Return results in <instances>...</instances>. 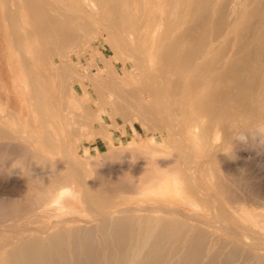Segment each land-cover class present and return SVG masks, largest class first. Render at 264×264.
I'll list each match as a JSON object with an SVG mask.
<instances>
[{
  "label": "bare ground",
  "instance_id": "bare-ground-1",
  "mask_svg": "<svg viewBox=\"0 0 264 264\" xmlns=\"http://www.w3.org/2000/svg\"><path fill=\"white\" fill-rule=\"evenodd\" d=\"M155 6L163 9L161 14L155 12ZM0 34H5L6 54H8L6 61L9 63L15 62L17 70L20 71L17 77L13 73L12 67L9 68L11 70L12 85L22 91L24 95L23 102L28 109V112L22 117L18 110L10 108L5 100H0V151L14 148L15 155H11L12 158L18 160L22 157V161H25V157H36L37 159L41 157L43 153L40 152V145L42 144L45 145L46 143L47 148L52 152L54 151V153L55 149H58L59 152L55 153L56 156H61L66 160L64 165L63 162L58 165L64 167L65 171L56 182L50 180L48 185L42 186L39 194L35 193L36 203L41 205L44 211L65 208L66 213L73 212L75 214L84 209L91 215V218H86L87 220L79 217V214L66 217L57 215L54 220L45 222V224L43 222V224L35 227H33V224L32 227L24 224L23 226L26 227L22 226V229L17 230L18 233L13 231L12 235L11 233L8 234L7 237L12 236V238L2 240L3 242L0 241V246L3 248L10 244L8 250L5 251L6 254L0 256V264L218 263L212 255L209 243L205 245L204 235L201 232H196L192 225L194 222L191 223V221H198L201 218L197 215V212L185 213L175 206L165 204V201H182L192 204L204 202L214 214V221L208 222L206 218L204 219L206 223L234 237L233 239L242 248L250 246L264 255V241H259L260 238L253 237L249 231V226H234L236 224L229 223L227 218L223 217L220 212L221 215H219L218 207L220 203L212 197L207 187L199 185V181L197 183L195 172L198 169L195 172L189 171L187 178H189L190 183L185 180L184 174L186 171L183 166L187 164L182 163V159L189 164L192 153L188 141L181 136L178 137L181 133L176 134L179 150L176 149V153L173 154L176 157L174 158L175 161L179 162L176 166H173L175 169L168 171L169 169L165 168L164 165L146 167L138 178L137 184L131 188L127 187L129 189L126 190L133 196H141L145 199L160 202L152 208H143L141 205L135 207L136 209L146 210L148 213L155 212L157 215L153 216L151 213L147 215L144 212L146 215L143 216L144 214L140 213L141 216H135L138 218L137 220L134 218V223L130 217H127L128 215L125 216V212L124 216L113 218L118 212L128 211V213H131L129 210H132V207L107 210L103 209V202L98 203V205L94 204L93 200L95 201L96 197L92 198V192L95 186L89 180L95 170L98 172L99 169H93V164L97 165L99 161L93 162V155L87 147L75 148V145H78L82 138L87 140L86 130L79 131L76 129L77 133H74L76 130L74 132L70 130L69 133L74 134H72V138L67 136L69 125L77 116L74 117V114L78 113L75 103L81 100H89V92L85 89L86 84L92 85L90 92L92 94L103 95L109 93V97L118 103L123 100L126 103L132 100L128 103L135 111L143 106V102L140 103L141 100H139L140 102L135 101L136 95H138L137 85L139 83L147 84L150 81L155 88L156 96L159 98V100L156 99L161 103V108L158 111L165 112L167 109H171L166 107V103H163L166 102L165 96L167 94L171 96L179 94V91L191 96L190 110L193 115L194 113L196 115V112L200 109L202 111L206 110V112H203L206 118H202L200 121L202 127L200 128L198 121V123H193L190 129L192 143L198 151H203L208 142L212 146L215 145V147L218 145L220 149H227L234 144L235 157H233L236 158V162L240 166L250 163L251 172L264 179V0H0ZM74 34H93L87 39L90 41L93 39L100 41V35L105 36L106 45L111 48L112 56L118 60L117 64L109 65L106 63L102 68L78 66L77 61H72L68 54L71 50L62 47L64 39L68 41L69 38L71 39V35ZM73 38V40H76L77 37L74 36ZM82 40L86 42L85 39ZM75 42L74 45L80 44L77 41ZM68 44L67 46H69ZM100 56L103 58V55ZM61 59L62 61H60ZM40 64L43 65L42 68L39 67ZM130 64L134 65V69H128ZM121 69L130 72V74L128 76L126 74L121 75ZM74 82L79 83V92L74 87ZM129 82L132 83L133 87L126 90L125 86ZM224 86L226 87L225 90ZM210 87L219 88V94L214 95ZM194 88H199V91L204 90V92L195 95L193 93ZM2 91L6 92V89ZM83 91L86 93V98L79 94ZM127 97L129 100L125 99ZM147 97L150 98V96ZM170 98L169 96L168 99ZM96 99L98 98L96 97ZM213 100L216 101L218 106L216 111L209 112L208 105ZM85 104L83 103V105ZM124 105L126 104L124 103ZM181 105H177L176 109ZM201 105L202 108H200ZM120 107L122 106L120 105ZM86 109L89 110V107ZM88 110L86 111L87 115L88 113L91 114ZM148 110L149 108H147ZM129 111H131V108ZM183 111L185 113L187 110ZM152 113H150L151 116L148 114L150 119L153 117ZM165 114L167 113L165 112ZM229 116L232 120L224 123V118ZM211 117L221 119L220 128L212 135L205 130L209 127ZM143 119L146 121L145 118ZM143 119L141 118V120ZM236 119L241 120V127L251 128L250 134L252 137L254 136V141L251 142L250 147L245 143V137L248 138L246 134L249 131L245 134L243 129H233L232 123ZM93 121L95 122V120ZM74 125L77 127V124ZM102 125L104 124L102 123ZM179 125H181V122ZM49 126H52V129ZM153 128H156V126ZM69 139L73 144L72 149L66 146ZM140 139L142 140V138ZM174 139L173 141H175ZM249 140L252 139L249 138ZM151 145V142H146L145 146L149 147ZM162 146L165 147L166 145ZM81 149L88 153L81 154ZM148 151L152 152L151 150ZM225 153L228 155V152ZM136 154L138 155L137 152ZM1 155L3 156L0 153ZM8 155L10 156V154ZM216 155L218 156L213 152V157H216ZM170 156L173 155L170 154ZM47 157L46 155L45 158ZM121 158L125 159L122 156ZM26 162H22L15 167L16 169L13 168L14 163L6 168L0 166L1 216L8 212V208L12 204H15L17 201L15 196H19L26 190L28 191L30 186L26 181L29 175L31 176L34 173L43 176V174H48V171L52 173L54 170V164L47 163L50 169L46 171V168H44V172L41 168L36 169L34 167L36 165L32 166L31 163ZM42 162L47 165L44 160ZM110 163H107V161L101 162L102 169L98 172L100 176L104 174L105 169L107 172L112 173L123 168L120 166L113 167ZM192 165L194 164L192 163ZM150 167L156 168L153 170ZM127 168L138 169L139 167L131 165ZM190 168H192L191 165ZM33 176L35 177V175ZM212 177L214 176L212 175ZM252 177L251 175L250 178ZM95 178L98 179L96 176ZM199 179L201 180V178ZM208 180L211 182L210 178ZM97 184L102 186L103 182ZM251 188L253 190L248 188L249 191H254L253 186ZM243 190L247 191L246 189ZM103 192H106V186H104ZM253 194H255V191ZM263 195L264 193H260L258 199L264 206ZM254 197L257 199V195ZM63 201H66L68 206L62 207L64 206L62 205ZM142 203L145 205L144 202ZM234 203L232 204L234 205ZM30 207L33 208L34 206ZM23 210L21 209L20 212ZM240 211V220L250 218L247 217L249 211L243 208ZM10 215L8 216L10 217ZM16 221L14 222L16 223ZM188 221H190L189 226L186 225ZM81 222L85 224H81ZM195 224L198 225V223ZM253 224L255 225V223ZM15 225L17 226V224ZM251 227L253 228V226ZM4 236L6 235L4 234ZM4 236L1 235L0 237ZM256 257L253 258L256 259ZM262 258L264 259V257Z\"/></svg>",
  "mask_w": 264,
  "mask_h": 264
},
{
  "label": "rangeland",
  "instance_id": "rangeland-1",
  "mask_svg": "<svg viewBox=\"0 0 264 264\" xmlns=\"http://www.w3.org/2000/svg\"><path fill=\"white\" fill-rule=\"evenodd\" d=\"M155 8H156L155 12H157L158 14L162 13L163 9L161 7L159 8V6L158 7L155 6ZM89 35H92V34H89ZM88 41L89 40H86L87 43H88ZM5 42H6L5 41V34H0V90H1V92H0V100L1 101L5 100L7 102V105L10 108H12L14 110H18L20 112L21 116L24 117L25 113L28 112V109L25 107V104L23 102V98H24L23 96L24 95H23L22 91L16 89V87H14L12 85V79H11V76H10L11 70L9 68L12 67L13 73H15L17 75V77L19 76L18 74L20 73V71L17 70V65H16L15 62H10L9 63V62L6 61V57L8 56V54H6V46H5L6 43ZM94 44H95V46L97 45L96 46L97 49L99 47H102L103 45H106V37L103 36V35H100V41L95 40ZM110 53L113 55L112 51ZM117 61L118 60L113 57V65L114 64L116 65ZM41 66H43V65L40 64L39 67H41ZM99 67L102 68L103 66L99 65ZM18 79L20 80V78H18ZM214 87H210V89L213 91L214 95L215 94H219L218 93L220 91L219 88L215 89ZM3 89L4 90L6 89V92H3L2 91ZM198 89L199 88H194L193 89V93L195 95L196 94L198 95V93H200V92L201 93L204 92V90L199 91ZM225 89H226V87L224 86V90ZM77 91L79 92L78 89H77ZM182 93L185 94V92H182ZM79 94L81 96H85L86 95V93L84 91L80 92ZM83 103H86L85 104L86 106L83 105ZM75 105H76V111H78L77 114H79V115L76 114L77 115L76 119L74 120L72 125H69L70 128H69V131H67L68 133L70 132V130H72V132L75 131L76 129L77 130H86V128H85L86 127V125H85L86 122L85 121L87 120V116H88L87 112H86L88 109H86V108L89 107V108L94 109V102H92V101L88 102V101L83 100L81 102L75 103ZM208 106H209V112H214V111H216V109H217L216 107L218 106V104L216 103V101L213 100L212 102L209 103ZM230 116L227 117V118H224V123L227 122L228 120L229 121L232 120ZM74 117H75V115H74ZM220 122H221L220 118H218V117H213L212 118L211 117L210 123H209V127L207 129H205L206 132L212 135L214 132H216L220 128V125H219ZM240 122H241V120L236 119L232 123L233 124V129H235V130L243 129L245 134H246V132L249 131L246 134L248 136V138L245 137V141H246L245 143H246V145L248 147H250L251 142L254 141L253 140L254 136L252 137L251 134H250L251 128L249 127V129H248V127H247L245 129V128L241 127ZM74 124H77V127ZM81 124H83V125H81ZM49 128L52 129V126H49ZM68 133H67V136L69 138H72L71 137L72 134L69 133L70 134V136H69ZM249 138H251L252 140H249ZM82 139H85V138H82ZM29 140H30V137H29ZM25 143H26V141H25ZM46 145H47L46 143H45V145L44 144L40 145V148H41L40 152H41V154L43 153L42 154L43 156L41 155L42 158L39 157L37 159L36 157H31V158L30 157H28V158L25 157L24 159H25V161L31 163L32 166L36 165V166H34V167H36V169L41 168L43 171L45 170L44 168H46V171L50 169V167H48V164H54V167H53L54 170H53L52 173H50L51 171H48L50 174L47 172L48 174H45V175L43 174V176L39 175V174H34V173L31 172L32 173L31 176L29 175V177H28V179L26 181V183L30 186L28 191L26 190L22 194H20L22 197L20 195L19 196H15L17 201L15 202V204H12L10 206L12 210L9 207L8 208V212H6L8 214L5 213L6 216L4 214H2V216L0 215L1 218H2V219L0 218V236L1 235L4 236V234L6 235V236H4L2 238L0 237V241L1 242H3L2 240H7V238L8 239H10V237L12 238V236L7 237L8 234L10 235V233H11V235H12V233H14L15 231H16V233H18L20 228L22 229L23 227H26V226H23L24 224H26L28 227H30V226L32 227V224H33L34 225L33 227H35V226L43 224V222L45 224V222L47 223V222H49L51 220H54V218L57 215L66 217V216H69V215H76V214L78 215L79 214L78 216L81 217L82 219L85 218V220H87V219L91 218V215L84 209L80 210L79 213L76 212L75 214L73 212L72 213H66L65 208H62V209L54 208L52 211H44L42 209L41 205L36 203V199L37 198L34 197V196H36L35 193L39 194L41 192L42 186L45 187L46 185H48L50 180L53 181V182H56L62 176V174L65 171L64 167L58 165L59 163H62V162H63V165H64V162L66 161L61 156H58V155L56 156L55 153L59 152V150L55 149V153H54V151L53 152L50 151V149H48L47 148L48 146H46ZM232 145L230 147H228L227 149H220L218 147V145H216V147H215V145L212 146L208 142L207 145L203 148V151H198L197 148L192 143V146H190V148H191L190 151L192 153L191 161L188 164L186 160L182 159V161H183L182 163H184L185 165L187 164L186 166H183L184 170L186 171V173L184 174L185 175V180H187L189 182V178H187L189 176L188 175L189 171H194L195 172L198 169L195 172L196 176H197V183L199 181V183H198L199 185L207 187V190L210 192L212 197L214 199H216L218 201V203H220L219 207H218V213L220 212L223 217H226L227 220L229 221V223H231L232 225L236 224L234 226H241V225L246 226V227L249 226L248 228H250L249 231L252 234V236L253 237L255 236L256 239L260 238V239H258L259 241L260 240L264 241V209H263L264 206L262 205V202L259 201V199H258L259 194L260 193H262V194L264 193V191H262V190H264L263 189L264 188V179L257 177L256 175H254L253 172H251L252 171V167H251L250 163H247V164H244L243 166H240L239 163L236 162V158L234 159L235 155H234V151H233V150H235V146H234V144H232ZM66 146L69 149H72L73 144L70 141V139L67 142ZM82 147H85V148L87 147L86 142L83 143L82 141H80L78 145H75V148H82ZM7 150L5 151V150L2 149V151H0V153L3 154V156L2 155L0 156V166L1 167L6 168V167H8L10 165L12 166V163H14V164L17 163L16 165L13 164V168L16 169L15 167L19 166L22 162L25 163V161H22V159H23L22 157H20L22 162L20 161V159L16 160V159L12 158L15 155L14 148H11L10 150H8V152H7ZM70 151H72V150H70ZM219 151H221V152H219ZM89 152H91L92 155H93V158H92L93 162L94 161L95 162L99 161L97 163V165L95 163H94L95 165L93 164V169H97V170L98 169L99 170L102 169L101 168V162L102 161H104V162L107 161V163H110V161L117 162L115 160H118V158L113 156L114 155L113 154L114 151L113 152H111V151H102L101 152V151H96V150L95 151L94 150H90ZM109 152H110V154H109ZM213 152L215 154H218V156L216 155V157H219V158L213 157ZM225 152H228V155H226ZM80 153L83 154V153H88V152L84 151L83 149H81ZM123 153L125 154L126 152H123ZM8 154H10V156ZM11 155H13V156H11ZM46 155L48 156L47 158H45ZM95 155H96V157H95ZM97 155H98V157H97ZM103 155H104V157H103ZM108 155H110V157H108ZM53 156L54 157L56 156L57 159L55 160L56 157L54 158ZM43 157H44V159H43ZM105 157H106L107 160L105 159ZM11 159L12 160L14 159V160L12 161ZM28 159L31 160V161H29ZM40 159L42 161L44 160V163L46 162V164L47 163L48 164L47 165L43 164V162ZM33 161H34V163H33ZM162 161H159V162H162ZM165 161L168 162L167 159ZM178 162H176V163H178ZM1 163H2V165H1ZM40 163L42 164V166H41ZM192 163L195 166L192 165ZM224 163H225V165H224ZM38 164H40V165H38ZM31 165H30V167H32ZM171 165L172 164L170 163L169 167L167 166L165 168L169 169L168 171H173V169H175V167H172ZM188 165H189V167H188ZM190 165L192 166V168H190ZM222 166H224V167H222ZM58 167H60V168H58ZM187 167H188V169H187ZM123 168L120 171L118 170V171L112 172V173L111 172L110 173L107 172V170L105 169L106 171L104 170V174L102 176H100L98 174L99 170H98V172L95 170L92 174L94 175L97 172V174L99 176L97 174H95V176L98 177V179L95 178V176L92 175V177L89 180L95 186V189L93 188L94 190L92 192V198L96 197L95 198L96 202L93 200L94 204H96V205H98V203H102L103 202L104 203L103 209H107V210H115V209H118L120 207H124V208L132 207L131 209L133 211H135V212H133L132 210H129V211H131V213L130 212L128 213V211L127 212L126 211L118 212V213H116V215L113 218L124 216V212H125V216L128 215L127 217H130L132 222L134 223L135 219L137 220L139 215L141 216L140 213L144 214L143 216H145L146 214L149 215V213H151V212L148 213V211L143 210V209L140 210L138 208H137L138 209V211H137V209L135 207H138V206L141 205V207H143V208H147V207L152 208V206L155 207L160 202L155 201V200L145 199L144 197H141V196L140 197L133 196V195L130 194V192H128L126 190V189L131 188L135 184H137V179L139 178L138 174L141 173L144 169H146V167L138 168V169L137 168L136 169H128L127 167H123ZM150 168L155 170L156 167H150ZM247 168H248V171H247ZM31 171H33V170H31ZM129 171H130V174H129ZM250 172H251V175L253 176L252 178H250L251 177ZM115 173H116V175H115ZM197 173H198V175H197ZM33 175H35V177ZM104 175L106 176V179L109 178L108 179L109 181L105 179ZM212 175L214 177H212ZM255 176H256V178H255ZM93 177L95 179H92ZM199 178H201V180ZM208 178H210L211 182L208 180ZM92 181H94V182H92ZM101 181L103 182V185L106 186V192L105 193L103 192L104 186L103 185L101 186L100 184H97L98 182L100 183ZM249 181L250 182L253 181V182L250 184ZM31 183H33V184H31ZM246 183L249 184V185H247ZM128 186H129V188H127ZM252 186L254 188L255 194H253L254 191H251V190L249 191V189H252L251 188ZM257 188H259V189H257ZM124 189H125V191H124ZM243 189H246L247 191H245ZM108 190H110L111 192L108 191ZM250 192H252V193L250 194ZM256 192H257V194H256ZM30 193L31 194L33 193V194L31 195ZM103 193H104V195H103ZM107 193H108V195H107ZM248 194H249V196H248ZM245 195H246V197H245ZM256 195H257V199L254 197ZM263 198H264V195H263ZM195 201H196V198H195ZM142 202H144L145 205H143ZM26 203H27V206H26ZM33 203H36L37 206H36V204H33ZM154 203H156V204H154ZM164 203L167 204V205L175 206V207L181 209L185 213H192V212L196 213L197 212V215L199 217H201V218L198 221H191V223L194 222L192 225L196 229V232H201L204 235L205 245H208V243H209V246L211 248V252L213 253L212 255H214V257L216 258L215 260L218 261V263H216V264H234L235 262H236L235 264H244L245 262H246V264H250V263L251 264H264V261L262 262V260H264L262 258V257H264V255H262L260 252L255 250V248H252L250 246H245L246 248H242V246L238 245V242L235 239H233L234 237L228 235L227 233H225L221 229H218V228L215 229V227H213L211 224L209 225L208 223L205 222L206 220H204V219H206V218H207L208 222L211 221V220H212L211 222H213L214 221V218H213L214 214L211 212L210 208L204 202L203 203L202 202H196L195 204L194 203L192 204V203H184L182 201H165ZM232 203H234L235 206ZM236 204H238V205H236ZM20 205H21V207H20ZM62 205H64L62 207L68 206L66 201H63ZM30 206H34V207L31 208ZM133 207L136 210H134ZM23 208H24V210H23ZM26 208H29V209H26ZM242 208L245 209L246 211H249V214H248L249 216H247V217H250L249 219H246V218H244L243 220L239 219V215H241L240 209H242ZM21 209L23 210L22 212H20ZM236 209H238V210H236ZM18 210H19V212H18ZM11 211H13L14 213L13 212L11 213ZM16 212H17V214H16ZM144 212H146V214ZM153 213H151L153 216L157 215L155 212H153ZM210 213H212V214H210ZM220 213H219V215H221ZM10 214H12V215H10ZM15 214H16V216H15ZM235 214H238V215H235ZM8 215H10V217ZM136 215L138 217H135ZM3 216H4V218H3ZM11 216H12V218H11ZM31 216H32V218H31ZM208 217H209V219H208ZM18 220H19V222H18ZM14 221H16V223ZM200 221H202L204 223H202ZM17 222L19 223V225H18ZM4 223L7 224V225H5ZM195 223H198V225L195 224ZM253 223H255V225ZM15 224H17V226ZM28 224H30V225H28ZM81 224H85V223L81 222ZM189 224H190V221L186 222L187 226H189ZM11 225H12V227H10ZM18 226H19V228H18ZM251 226H253V228ZM3 227H5L6 229L8 227V229L6 230ZM13 227H14V229L12 230ZM221 235H223V236H221ZM256 235H258L260 237H257ZM226 236L228 237L227 239H226ZM13 237H14V234H13ZM231 240H233V241L231 242ZM8 245L6 247L4 246L5 248L0 246V249H1V251H0L1 255L0 256L6 254L5 251L8 250V248L10 247V244H8ZM227 245H228V247H227ZM2 248H3V250H2ZM240 253H242V254L240 255ZM257 253H259V254H257ZM252 255H253V257L254 256L255 257L259 256V257L258 258L256 257V259H255V258L252 257ZM260 255H261V257H260ZM249 256H251L250 258H253V259L249 260L250 259ZM221 259H223V260H221ZM257 260H259V261H257ZM249 261H250V263H249ZM225 262H227V263H225ZM229 262H231V263H229Z\"/></svg>",
  "mask_w": 264,
  "mask_h": 264
},
{
  "label": "crops",
  "instance_id": "crops-1",
  "mask_svg": "<svg viewBox=\"0 0 264 264\" xmlns=\"http://www.w3.org/2000/svg\"><path fill=\"white\" fill-rule=\"evenodd\" d=\"M76 35L77 34L71 35V39L69 38L68 41H66V39H64L65 41H64L63 44L66 45V46H64V45L63 46L61 45V46L64 47L65 49L69 48V51L71 50L70 52L68 51L69 52L68 54L70 55L72 61H74V62L77 61V65L78 66H81L83 68H90V67L95 68L96 66L99 67V65H102L104 67V65H106V63L109 64V65L113 64L112 54L110 53L112 50H111L110 47H107V45H103L102 47H99L97 49L95 44H94L95 39H93L91 41L89 40L88 43H87L88 45L86 44V42H84V40H82V39H85V41H86L88 39V37L90 38L91 36H93V34L92 35H89V34H83V35L82 34H78L77 36ZM72 36L73 37L75 36L78 39L75 38L76 40H73L74 38ZM79 39H80V41H78ZM75 41L79 42L80 44L74 45V43L76 44ZM66 42H67V44L70 42L68 44L69 46H67V44H65ZM78 45H80L81 47L79 46L80 47L79 48ZM75 47L77 49H74ZM64 48H62V49H64ZM57 49H58V47H57ZM88 50H89V52L90 51L91 52L89 53ZM88 54H90V55H88ZM92 54H94V55H92ZM96 54L99 55V56H97ZM100 55H103V58H101ZM90 57H92L91 59L95 63L92 62L91 59H89ZM60 61H62V59ZM128 69L129 70L130 69H134V65L130 64ZM120 74L121 75H125L126 74L128 76L130 74V72H128V71L125 72V70L121 69L120 70ZM149 82L150 81H148L147 84L139 83V85H137V87H138L137 88L138 95H136L135 101L136 102H140L139 100H141L140 103H142V102L144 103L145 102L144 104L142 103V105L143 106L146 105V106H144L145 108L142 106L139 109L140 111L139 110H135V111L132 110V106H129L130 104L128 103V102H131L132 100H129L128 97L125 98V99L129 100V101H127V103H126L125 100H123L124 102L122 101L123 103L122 102L118 103L115 100H113L111 97H109V95H110L109 93H106V94H103V95L102 94H98V95L97 94H92V93H90L91 90H92V85H90L88 83L85 86V89L89 92V95H88V97H89L88 99L89 100H87V101L88 102L89 101L94 102V109L89 108L90 111L88 110V112H90L91 114L88 113L87 120H86L87 124L85 123V125H87L85 128H86V134L88 135V138H87V140L86 139H82L81 141L83 143L86 142L87 148H88L89 151L90 150H94L95 151L96 149H97L96 151H101V152L102 151H111V152L114 151V153H113L114 155L113 156L118 158L119 161L116 162L118 165L115 162L111 161L110 165H112L113 167H117V166L129 167L131 165L138 166L139 168L149 167V166H156V165H162V166L164 165L165 167H167V166L169 167L170 163L172 164L171 165L172 167L176 166L177 163L175 162V159H174L176 157H175V154H173V153H176V151L179 150V148H178L179 147L178 137H180V136L183 137L186 141H188L189 146H192V138L190 136L191 126H192L193 123H196V122L198 123V121L200 123L202 118H206L205 113L203 114V112H206V110L202 111L200 109L198 112H196V115H195V113H194V115L192 114V112L190 110V107H191V96H187L186 94H184V96H183V94H181V91H179V94H174L173 95L174 97L171 96L170 94L169 95L167 94L165 96V99H166L165 101L166 102H163V103H166L165 105H166L167 108H171V109H167L165 111L167 114H165V112L158 111L161 108V103L158 101L159 98H158V96H156L155 88H154L152 82H150L151 85H150ZM73 85L76 88V90L80 89L79 83L74 82ZM125 87H126V90H128L127 88L131 89L133 86H132V83L129 82V83L126 84ZM108 89H110V87H108ZM146 90H147V92H146ZM144 91H145V93H144ZM167 92H168V90H167ZM147 96H150V98H148ZM169 96L171 97L170 98L171 100L168 99ZM82 97L86 98L87 96H82ZM90 97H91V99H90ZM96 97L98 99H96ZM175 97H176V100H175ZM144 99H146V100H144ZM149 99H151V100H149ZM181 100H182V102H181ZM81 101H78V102H81ZM168 101H169V103H168ZM184 101H186V102H184ZM101 102H102V104H101ZM146 102H148V103H146ZM113 103H115V104H113ZM117 103H118L119 107L117 106ZM124 103L126 105H124ZM178 103H180V104H178ZM181 103H182V105H181ZM119 104L122 107H120ZM148 104H149V106H148ZM176 104L177 105H181V106H178V109H176V106H177ZM153 105L156 106L157 110H156L155 106H153ZM169 105L172 106V107H170ZM123 107L124 108L129 107V108L128 109L127 108L124 109ZM146 107L149 108L148 111H147ZM130 108H131V111H129ZM183 108H185V109H183ZM200 108H202V105H201ZM116 109H118V110H116ZM150 110H153V111H150ZM178 110H180V111H178ZM183 110H185V111L187 110V111L184 113ZM124 111H126V112L124 113ZM128 111H129V113H128ZM148 112H150V113L153 112L152 113L153 117L151 119L149 117V116H151V114L148 113ZM168 112H170V113H168ZM176 112H177V114H176ZM146 113H148L149 116ZM154 113H155V115L156 114H158V115H156V117H154L155 116V115H153ZM76 114H77V112H76ZM76 114H74V115L76 116ZM125 114H127V115H125ZM145 114H146L147 117L145 116ZM171 114H173V115H171ZM179 114L182 115V117H180ZM110 116L112 117V119H111ZM138 116L139 117L142 116V117L137 119L136 117H138ZM168 116H169L170 119L168 118ZM88 118H90L92 121L90 119H88ZM131 118H133V119H131ZM141 118L142 119L145 118L146 121H144V119L141 120ZM173 118H175V119H173ZM154 119L157 120L156 121L157 124H156ZM93 120H95V122L97 121L98 123L97 122L95 123ZM150 120H151V123H150ZM72 121H73V119H72ZM162 121H164V122H162ZM73 122H71V123H73ZM128 122H130V123H128ZM147 122H149L151 125L149 123H147ZM180 122H181V125H179ZM102 123L104 125H102ZM163 123H164V126H163ZM154 124H156L155 125L156 128H153V127H155ZM70 125H72V124H70ZM159 125H160V127H158ZM90 127H92V128H90ZM171 127H173V128H171ZM181 127H182V129H181ZM201 127L202 126H201V123H200V128ZM98 128H100V129H98ZM153 129H154V131H153ZM172 129H173V131H172ZM174 129H175V131H174ZM176 129H177L178 132L176 131ZM89 130H90V132H88ZM115 131H116V133H115ZM93 132H95V133L93 134ZM175 132H177V133H175ZM74 133H77V131H75ZM74 133H71V134H74ZM178 133H181L182 135L181 134L178 135ZM176 134L178 135V137H177ZM96 135H97V137H95ZM91 137H93V138H91ZM140 138H142V140ZM170 139H171V141H170ZM173 139L175 141H173ZM146 142H151L152 145L149 146V147L145 146ZM162 145H166V146L163 147ZM148 150H151L152 152H150ZM123 152H126V153L124 154ZM136 152L138 153V155L136 154ZM167 152H169V153H167ZM170 154L173 155V156H170ZM121 156L123 158H125V159H122ZM139 156H140V159H139ZM153 157H155V158H153ZM143 159H144V161H143ZM166 159L168 160V162L165 161ZM136 160H138V161H136ZM159 160L160 161L164 160V161L159 162ZM142 173H143V171L138 174V177H140L142 175Z\"/></svg>",
  "mask_w": 264,
  "mask_h": 264
}]
</instances>
